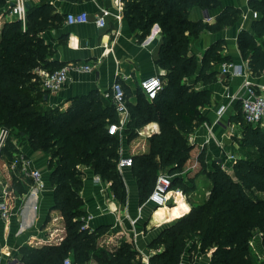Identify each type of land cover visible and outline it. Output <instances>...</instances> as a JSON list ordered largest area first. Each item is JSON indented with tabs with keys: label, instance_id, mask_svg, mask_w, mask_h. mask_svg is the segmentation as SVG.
<instances>
[{
	"label": "trees",
	"instance_id": "1",
	"mask_svg": "<svg viewBox=\"0 0 264 264\" xmlns=\"http://www.w3.org/2000/svg\"><path fill=\"white\" fill-rule=\"evenodd\" d=\"M8 2L0 0V7ZM122 3L124 15L140 40L150 34L155 24L160 26L163 37L156 61L158 68L164 70L159 73L163 88L158 96L148 99L140 86L138 102L133 104L129 101L130 89L123 86L130 110L125 129L127 141L137 137V129L149 122L160 125V132L149 139V150L131 155V170L144 203L161 173L173 176V188L188 191L189 183L182 172L193 148L189 134L202 119L201 107L211 102V91L196 86L198 82L206 85L216 81L217 65L232 59L220 53L222 41L207 48L201 59L190 53L191 42L203 31L218 32L234 24L242 11L234 6L222 7L221 0ZM250 6L260 16L241 31L238 40L243 58L249 60L255 75H261L264 0H250ZM195 7H220L221 11L210 23L192 19ZM53 12L50 4L30 7L25 24L19 19L5 20L0 35V131H9L1 156L10 160L19 152L22 141L50 156L52 209L61 211L66 226L60 243L24 246L20 260L23 264H64L65 258L73 254L74 264H86L92 257L99 264H144L131 242L123 241L111 251L97 246L100 229L84 228L88 214L79 194L84 184L82 167L91 168L111 182L120 201L127 199V187L118 167L121 142L118 135L108 131L119 117L113 98H105L97 91L76 97L66 110L42 104L49 91L43 89L38 70L54 71L65 64L53 58L55 52L43 36L52 25L63 21V16ZM192 76L195 80L188 82ZM236 119L241 136L235 141L242 155L231 171L218 163L207 171L211 179L208 196L164 227L152 244L156 251L149 258L150 264H180L186 253L192 257L199 250L209 249H213L210 264H260L250 242L258 232L264 245V127L246 122L242 111ZM200 159L204 161L203 154ZM17 179H12V186L15 194L22 195L29 186ZM164 208L171 215L169 208ZM183 208H188L184 200L179 201L177 213Z\"/></svg>",
	"mask_w": 264,
	"mask_h": 264
},
{
	"label": "crops",
	"instance_id": "2",
	"mask_svg": "<svg viewBox=\"0 0 264 264\" xmlns=\"http://www.w3.org/2000/svg\"><path fill=\"white\" fill-rule=\"evenodd\" d=\"M221 1L222 7L234 6L241 9L240 17L234 24L218 32L203 31L198 37L193 38L190 53L201 59L207 48L222 41L220 53L232 58L228 62L245 65L247 63L250 67L249 60L243 58L238 37L243 29L250 26L252 20L259 18L260 14L254 16L256 10L251 8L250 0ZM27 3L30 7L50 4L54 8L53 14L64 17L62 22L52 25L43 34L45 41L55 52L53 58L56 61L65 64H89L93 68L88 72L73 70L71 80L59 91L46 94L42 104L66 110L76 97L94 91L105 98H110L117 81L130 89L129 101L136 104L141 80L150 75L164 73V70H160L156 64L163 43L160 26L155 24L150 34L140 40L124 15L122 0H26V6ZM8 4L3 7L8 8ZM3 7L0 8L1 18ZM30 7H27V10ZM104 9L110 10L111 14L106 17L105 26L99 27L96 24V15ZM81 11L89 13V20L86 23H67L68 13ZM220 11V7L214 9L195 7L192 9L191 17L194 20L203 19L214 23ZM3 22L0 20V35ZM221 67L222 63L217 65L219 73L216 81L206 85L202 82L197 83V89L208 88L211 91V102L201 107L202 119L189 134V142L193 148L182 172L185 182L189 183V189L185 192L180 187L175 188L181 190L173 193L169 207L166 205L171 215L158 214L164 207L155 206L147 201L141 203L138 184L131 167L120 169L127 187L125 202L116 197L111 182L101 178L91 168L82 167L84 184L79 194L84 201L87 214L92 215L88 222L89 228L93 231L101 230L97 240L98 247L114 251L123 241H129L143 263L150 264L149 258L156 251L152 244L164 227L176 218L189 213L193 203H199L208 196L211 179L207 171L213 169L214 163L222 164L226 153H238L235 139L241 136V128L236 115L241 114L242 110L241 102L235 98V95L240 91L245 77L233 70L229 74H224ZM250 71L254 81L264 82V72L255 75L251 67ZM194 80L195 76L192 82ZM222 106L226 108L220 115L219 110ZM137 132V137L131 141H127L125 131L116 134L121 142L120 155L148 151L149 139L153 134L160 132V125L157 121H152L138 128ZM129 144L130 147L135 145L137 149L129 150ZM18 149L32 157L35 166L43 170L47 189L31 192V180L27 181L29 178L21 172L12 173V178L21 179L29 189L22 195L15 194L10 219L4 220L0 215V264H23L20 260L22 247L58 244L66 235L63 214L59 210L52 209L54 190L50 184V156L33 150L26 141H22ZM201 154L204 161L200 159ZM0 167H3L2 164ZM0 176L9 181L11 179V175H7L4 167L0 171ZM204 176L207 177V181ZM181 196L188 208H183L180 214L176 210ZM250 247L253 253L256 250L257 253L254 254L257 259L260 257V264H264L261 234L255 233ZM212 252L213 249L205 252L199 250L192 257L186 253L182 260L186 264H210ZM67 257L74 262L73 254ZM86 264H99V262L92 257Z\"/></svg>",
	"mask_w": 264,
	"mask_h": 264
},
{
	"label": "built area",
	"instance_id": "3",
	"mask_svg": "<svg viewBox=\"0 0 264 264\" xmlns=\"http://www.w3.org/2000/svg\"><path fill=\"white\" fill-rule=\"evenodd\" d=\"M10 2H13L14 4L11 6ZM8 3L9 6L5 10L4 14V16L7 17V20L19 19L25 24L27 20L26 0H9ZM109 14H111V11L108 9H104L102 12H100V14L98 13L96 15V24L99 27L105 26L106 17ZM253 14L255 17L259 15L257 11H254ZM88 20L89 13L87 11L71 12L67 14L66 18L68 24H81L86 23ZM77 69L88 72L93 68L89 64L66 63L54 71H49L48 69H39L38 74L43 89L51 93L59 91L71 80V72ZM232 70L235 73L241 74L245 77L240 91L235 95V98L241 102V110L245 121L253 124L254 126L260 125L264 127V82L254 81L250 67L247 63L246 65L234 64L232 62L222 63V73L229 74ZM140 85L148 99L153 100L162 90L163 81L160 75H150L142 79ZM112 98L116 105L119 121L111 123L108 127V131L110 134H118L125 131L127 123L130 120V110L126 92L120 81H117L113 86ZM225 108V106L220 108V115L224 112ZM8 135V130L2 129L0 131V164H2V166L5 168L7 175H11V179H13L12 173L21 172L24 176L31 180V192L35 190L40 192L46 190L47 185L44 179V172L42 169L35 166L32 157L21 150H19L17 153H14L10 160H6L1 156L2 148ZM122 154L120 155L118 162L119 169L131 167L133 164L132 156ZM238 158L239 157L236 156L235 153H226V156L224 157L225 162H228L230 165L231 162L235 163ZM172 184V175L167 173L159 174L155 187L147 202H151L158 207H166V205H169L170 200L173 198V193H177L181 190L173 188ZM15 196L16 195L14 193L11 181L0 176V215L2 219L8 220L11 218ZM91 218L92 215L90 214L85 217L84 228H89L88 222ZM64 264H74V262L70 257H66ZM180 264L186 263L181 260Z\"/></svg>",
	"mask_w": 264,
	"mask_h": 264
},
{
	"label": "rangeland",
	"instance_id": "4",
	"mask_svg": "<svg viewBox=\"0 0 264 264\" xmlns=\"http://www.w3.org/2000/svg\"><path fill=\"white\" fill-rule=\"evenodd\" d=\"M1 8V7H0ZM7 8H5V7H3L2 9H1V12L3 13V17L1 18V16H0V20H2V21H4L5 22V20H7V17L6 16H4V12H5V10H6ZM0 15H1V13H0ZM3 22V23H4ZM193 77L194 76H192V77H189L187 80H188V82H192V79H193ZM192 78V79H191ZM240 133H241V131H240ZM21 143V142H20ZM129 147V150L131 149V151H135V149H137V148H135L134 146L135 145H132V147H130L131 145L129 144L128 145ZM236 154V156H238V157H240V155H242V153H240L239 151H238V153H235ZM233 162H231V165L230 164H228V162H222V165H223V167H225V169L226 170H228V171H231L232 170V166H233ZM2 168L3 167H0V171L2 170ZM205 177V180L207 181V177L206 176H204ZM12 179H10V181H11ZM11 183H12V181H11ZM181 199V200H180ZM182 200H184L183 198H182V196H181V198H179V201H182ZM168 206V205H167ZM169 207V206H168ZM178 215V214H177ZM254 253H257L256 252V250H254ZM259 257V256H258ZM259 259V261H260V257L258 258ZM264 260V259H263Z\"/></svg>",
	"mask_w": 264,
	"mask_h": 264
},
{
	"label": "bare ground",
	"instance_id": "5",
	"mask_svg": "<svg viewBox=\"0 0 264 264\" xmlns=\"http://www.w3.org/2000/svg\"><path fill=\"white\" fill-rule=\"evenodd\" d=\"M180 198V197H179ZM162 213V214H161ZM165 213H167L166 212V210H165V208H162L161 210H160V212H158V214H161V215H164Z\"/></svg>",
	"mask_w": 264,
	"mask_h": 264
},
{
	"label": "water",
	"instance_id": "6",
	"mask_svg": "<svg viewBox=\"0 0 264 264\" xmlns=\"http://www.w3.org/2000/svg\"><path fill=\"white\" fill-rule=\"evenodd\" d=\"M14 3L10 2V5L12 6ZM27 7H30V4L27 3Z\"/></svg>",
	"mask_w": 264,
	"mask_h": 264
}]
</instances>
